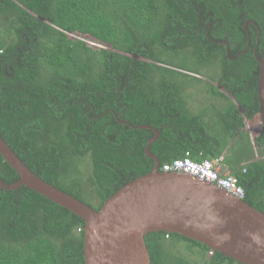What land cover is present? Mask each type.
Returning <instances> with one entry per match:
<instances>
[{
    "label": "trees",
    "instance_id": "obj_1",
    "mask_svg": "<svg viewBox=\"0 0 264 264\" xmlns=\"http://www.w3.org/2000/svg\"><path fill=\"white\" fill-rule=\"evenodd\" d=\"M254 48L262 57L264 0H0V136L34 174L98 210L154 165L144 151L153 130L120 121L149 125L160 166L185 152L226 161L242 200L264 212ZM195 86L211 96L206 104ZM245 120L260 125L257 159ZM0 179H19L1 154ZM84 225L31 188L0 187V264H84ZM144 240L151 264H190L172 253L181 241L209 255L204 264H241L177 233Z\"/></svg>",
    "mask_w": 264,
    "mask_h": 264
},
{
    "label": "water",
    "instance_id": "obj_2",
    "mask_svg": "<svg viewBox=\"0 0 264 264\" xmlns=\"http://www.w3.org/2000/svg\"><path fill=\"white\" fill-rule=\"evenodd\" d=\"M254 57L259 64L257 95L264 126V54L259 57L254 48ZM120 122L153 130L144 151L154 165L108 197L98 210L34 174L1 136L0 154L19 179L11 184L0 179V187L26 186L81 217L84 264H151L144 236L160 231L203 243L241 264H264V212L215 184L183 172L160 171L159 160L149 150L159 130Z\"/></svg>",
    "mask_w": 264,
    "mask_h": 264
},
{
    "label": "built area",
    "instance_id": "obj_3",
    "mask_svg": "<svg viewBox=\"0 0 264 264\" xmlns=\"http://www.w3.org/2000/svg\"><path fill=\"white\" fill-rule=\"evenodd\" d=\"M161 171L183 172L203 182L215 184L225 192L243 199L245 196L243 188L238 184L237 179L229 172L222 173L219 160L205 159L196 161L190 157L189 152L161 165ZM166 238L168 235L165 236Z\"/></svg>",
    "mask_w": 264,
    "mask_h": 264
},
{
    "label": "rangeland",
    "instance_id": "obj_4",
    "mask_svg": "<svg viewBox=\"0 0 264 264\" xmlns=\"http://www.w3.org/2000/svg\"><path fill=\"white\" fill-rule=\"evenodd\" d=\"M72 36V35H71ZM74 37H78V38H81L83 40H85L87 42V44H89V46L91 47H95V48H100V47H106V48H109V46H104L102 44H100L99 42H97L94 38H92L91 36L89 35H81V34H73ZM245 50H243L244 52ZM241 52V51H240ZM205 71V70H204ZM197 77L201 78L202 80L204 81H210L211 83L215 84L221 91L225 92L229 98L232 100V97H231V94H229L223 87L219 86L218 84H216L215 81H212L209 77H208V74L206 73V75L203 73V74H200V75H197ZM198 89V90H197ZM192 90H197V91H192L195 95L194 97L195 100L198 98L203 102V104H206V102H208V100H210L211 97L208 93H205L203 94V90H201L200 88H198L197 86H195ZM202 92V93H199V92ZM204 98V99H203ZM207 99V101H206ZM216 103L219 104L220 101L218 99H215ZM196 101H199V100H196ZM202 104V103H201ZM251 126V125H250ZM252 127V133H257L258 132V128L260 127V125L258 126V124L256 125H253L251 126ZM255 144V143H254ZM88 159L87 158H84L83 160H81L80 162V167L82 169V172H83V177H86L87 174L89 173V164H88ZM93 203H97V200L93 199ZM185 245L186 243L181 241L179 242L177 245H176V248L172 249V253H175V252H178L179 254H182L184 255L190 264H204V260L208 259L209 258V255H206L204 257V259H200V257H198V253L197 251L195 250L194 252L192 253H189L188 251H186L185 249ZM224 264H227V263H224Z\"/></svg>",
    "mask_w": 264,
    "mask_h": 264
},
{
    "label": "crops",
    "instance_id": "obj_5",
    "mask_svg": "<svg viewBox=\"0 0 264 264\" xmlns=\"http://www.w3.org/2000/svg\"><path fill=\"white\" fill-rule=\"evenodd\" d=\"M198 107L199 106H201L200 104H196ZM252 127L250 126V124L248 123V121L247 120H245V133H247L248 135H249V137H250V140H251V143H252V145H253V150L255 151L254 153V157H255V159H257L258 158V155H257V153H256V145L254 144V133H252ZM223 163H224V161H223ZM241 164H243V163H241ZM222 166L226 169V170H230L231 169V167L232 166H229V164L228 163H226V161H225V164H222ZM221 166V167H222Z\"/></svg>",
    "mask_w": 264,
    "mask_h": 264
},
{
    "label": "flooded vegetation",
    "instance_id": "obj_6",
    "mask_svg": "<svg viewBox=\"0 0 264 264\" xmlns=\"http://www.w3.org/2000/svg\"><path fill=\"white\" fill-rule=\"evenodd\" d=\"M250 23V22H249ZM248 36V35H247ZM217 43V42H216ZM249 42L247 43V47H246V49L245 50H247V49H249ZM241 52H243V50L241 51ZM230 57V56H229ZM232 57V56H231ZM217 104V103H216Z\"/></svg>",
    "mask_w": 264,
    "mask_h": 264
},
{
    "label": "clouds",
    "instance_id": "obj_7",
    "mask_svg": "<svg viewBox=\"0 0 264 264\" xmlns=\"http://www.w3.org/2000/svg\"><path fill=\"white\" fill-rule=\"evenodd\" d=\"M160 167H161V166H159V170L161 171Z\"/></svg>",
    "mask_w": 264,
    "mask_h": 264
}]
</instances>
